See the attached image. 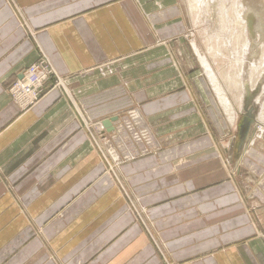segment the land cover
Listing matches in <instances>:
<instances>
[{
	"label": "crops",
	"instance_id": "obj_1",
	"mask_svg": "<svg viewBox=\"0 0 264 264\" xmlns=\"http://www.w3.org/2000/svg\"><path fill=\"white\" fill-rule=\"evenodd\" d=\"M172 1L0 0V264H264V132L240 180L169 55ZM41 60L23 110L10 87Z\"/></svg>",
	"mask_w": 264,
	"mask_h": 264
},
{
	"label": "rangeland",
	"instance_id": "obj_2",
	"mask_svg": "<svg viewBox=\"0 0 264 264\" xmlns=\"http://www.w3.org/2000/svg\"><path fill=\"white\" fill-rule=\"evenodd\" d=\"M198 1L201 2V0H173L172 1V3H174L175 7H177V9L180 11L179 19H182L185 23V26H186V31H184L183 34L180 36V38L182 37L183 44L185 46V50H183L185 59L182 55V52L179 50V48L175 44L177 39H179L176 37L173 40V43H174L173 51L169 55L171 58H173L172 60H173V62L176 63L175 64L176 66H177L178 61H180L181 63L183 62V64H184V65L182 64L184 66L183 71L186 75V76H183L184 82L186 83L184 85L189 87V91H190L193 99L195 100V102L200 107L201 111L208 115V107L205 104V97L202 93V91H205L207 93V97L210 96V98L214 101L213 106H214V108H217V110L219 111L225 127L227 129L229 128L228 132L223 133V136H222L223 140L222 141H223V144H226L228 146L231 143V147H230L231 153L228 155V158H230V160H231L232 171L234 170L233 172L235 174L238 172V178H240V180L243 177H241L239 175H240V173H243V174H246V177L248 176V179L249 178L254 179L253 184H256L257 182H255V179L260 178L262 175L260 176V172L259 173L255 172L254 174H252L251 173L252 171L250 168H248V169L243 168V167L239 168V166L237 165L238 160L236 158L237 157L236 154H237V148L239 145V125H240L242 119L244 118V116L248 115L250 118L253 117L254 121H256V122L252 123V126H251L252 129H254V126L258 125L259 122L262 121L260 114H262L261 110H262V107L264 106V73L260 75V78L258 80L259 81L258 85L254 89L251 86V82H249L248 91H251L254 95H253V98L250 99V102L248 105H247V101L249 100L250 95H249V97H247V95L245 97V95H244L243 102H241L240 101V99L242 98V97H240L241 92L238 95L237 90L236 89L234 90V87H236V85L239 86L238 81L241 78L239 76H241V74H242L241 71L244 69L243 68L244 64L249 65V64L257 62L260 65L261 61H263L264 58L261 59L263 46L260 43L264 42V39L262 38L261 41H259V38H257V40H258L257 42H259V45H257L254 48H251L250 53L246 54L247 58L244 61V64H243V61L241 59H239V53L245 49V46L241 42H238L236 44V42L234 40L235 39L234 36L232 38L233 44H231V46L233 45L232 49L230 46L227 48L225 46L226 44L222 45V47H221L222 49L224 48L223 49L225 52L224 54L227 56L223 57L222 59H219V60L218 59L214 60L215 58L213 57V50H214L213 46H215L216 42H219V41H216L215 39L221 30L220 25H219V24H221L220 23L221 16L219 15V12H218L219 6H217L219 4V2L217 0H215V2H213L214 8H215L214 13H213V15L207 16L203 12L204 11V3L199 2L197 4ZM223 1L227 2L226 5H228V7L229 6L232 7L231 0L230 1L229 0H223ZM240 1L247 4V5H249V3H250V5H252V6L256 5L258 7H261L260 4H264V0H240ZM195 2H196V5H195ZM257 4H259V5H257ZM191 5H194L193 6L194 8ZM191 9H193V11L194 10L195 11L193 12ZM201 13H203L202 17L200 15ZM233 15L234 14H232V11H230V16L227 17L228 23H229L230 19L232 21L231 16H233ZM212 34H213V36H212ZM226 43H228V41ZM195 45H196L197 49L199 50V52L202 55L206 56L210 60L211 64L214 66V69L216 70V72L219 76V79H220L222 85L224 86V88H226V91L229 94V97L231 98L232 102L234 103V107H235L236 111L238 112L237 119H236V125H232L230 123V121H228V114L226 113V110L224 109L223 103L220 101V99L218 97L219 95L217 96L218 93L214 89L213 84L210 81V78L208 77V73L206 72V69L201 62L200 55L197 52ZM240 45H242V46H240ZM241 47H242V49H241ZM229 49L231 50V53H230ZM235 50H236V52H235ZM181 60H185V61H181ZM259 61H260V63H259ZM186 62H187L188 67H186ZM250 62H252V63H250ZM237 65H239V66H237ZM178 67L181 70V64H179ZM179 68H177V69H179ZM253 70H255L253 72V74L257 75L260 68H257V69L254 68ZM187 71H188V76H189L188 80L186 79ZM237 73H239V74H237ZM247 80L248 79H246V81ZM230 87L233 89H231ZM261 96H263V100H262ZM206 100L209 101V103H211V101L208 98ZM241 103L243 105H241ZM251 105H253V106H251ZM259 142L261 144H264V137L258 136L257 137V143H259ZM254 147H258V145H255ZM259 153L262 154V157L264 159V149H262L261 152H259ZM250 157H253V156H250ZM253 161L255 162L256 158H253ZM237 166H238V169L236 170ZM247 199L249 202L251 201V204L253 206V208H252L254 211L253 215H255V217L258 218V214L257 213L255 214V212L258 210L257 209L258 208L257 196L255 195V193H252V195L249 194V197L247 196Z\"/></svg>",
	"mask_w": 264,
	"mask_h": 264
},
{
	"label": "bare ground",
	"instance_id": "obj_3",
	"mask_svg": "<svg viewBox=\"0 0 264 264\" xmlns=\"http://www.w3.org/2000/svg\"><path fill=\"white\" fill-rule=\"evenodd\" d=\"M217 1L219 2V4L217 5V6H219L218 7V12H219V15L221 16V18H220V23L221 24H219L221 30H220V33H218V35L216 36V39H215L216 41H219V42H216L215 46L212 45L213 49H214L213 50V57L215 58L214 60H216V59L219 60V59H222L223 57L227 56V55L224 54L225 53L224 50H223L224 48L222 49L221 47H222V45L226 44L225 46L227 48L230 46L231 49H232L233 45L231 46V44H233L232 43V38L234 36L235 37L234 40H235L236 44L238 42H241L245 46V49L242 50L239 53V59H241L243 61V64H244V61L247 58L246 54L250 53L251 48H254L257 45H259V42H257L258 41L257 38H259V41H261L262 38L264 39V4H260L261 7H258L256 5L255 6L250 5V3H249V5H247V4L243 3V2H241L240 0H231L232 7H230V6L228 7V5H226L227 4L226 1H223V0H217ZM199 2L200 1H198L197 4ZM201 2L204 3V11H203L204 14H206L207 16L213 15L214 10H215L213 2H215V0H201ZM195 5H196V2H195ZM257 5H259V4H257ZM191 6L193 7L194 5H191ZM191 10L193 11V9H191ZM230 11H232V14H234V15L231 16L232 21L229 18L230 21L228 23L227 22V17L230 16ZM200 15L202 17L203 13H201ZM212 36H213V34H212ZM227 41H228V43H226ZM260 44L263 46L262 47L263 48V50H262V58H261V59H263L264 58V42H261ZM240 46H242V45H240ZM195 48H196L197 52L200 55L201 62L203 64V66L205 67L206 72L208 73V77L210 78V81L212 82L214 89L218 93L217 96L219 95L218 97H219L220 101L224 105V109L226 110V113L228 114V121H230V123L232 125H236V119H237L238 112L236 111V109L234 107V103L232 102L231 98L229 97V94L227 93L226 88H224V86L222 85V83H221V81L219 79V76H218L216 70L214 69V66L211 64L210 60L206 56L202 55L199 52V50L197 49L196 45H195ZM241 49H242V47H241ZM235 52H236V50H235ZM230 53H231V50H230ZM250 63H252V62H250ZM256 63H252V64H249V65L248 64H244L245 67L243 66L244 69L241 71L242 74L240 73L241 76H239V77H241L239 79V81H238L239 86L236 85V87H234V90L235 89L237 90L238 95L241 92V94H240V97H242L240 99L241 102H243L244 95H245V97H246V95H247V97H249V95H250V98L247 101V105L249 104L250 99L253 98V95H254L251 91H248L249 82H251V86L254 89L258 85V82H259L258 80L260 78V75L264 73V59H263V61H261V63L259 61L260 65L258 63L257 64ZM237 66H239V65H237ZM254 68L255 69L260 68V70L257 73V75L253 74V72L255 71V70H253ZM237 74H239V73H237ZM246 79H248L249 81L248 80L246 81ZM231 89H233V88H231ZM261 97H262V100H263V96H261ZM241 105H243V104L241 103ZM251 106H253V105H251ZM261 111H262V114H260V117H261L262 121L259 122L258 125H255L254 129H252L251 126H252V123L256 122V121H254L253 117L250 118L248 115L244 116V118L242 119V121H241V123L239 125V147H238V149L240 150L241 155L245 151L246 147L250 144V142H252L251 140L256 135L258 136V131L261 130V132H264V106L262 107ZM241 136L243 137V139H242Z\"/></svg>",
	"mask_w": 264,
	"mask_h": 264
},
{
	"label": "built area",
	"instance_id": "obj_4",
	"mask_svg": "<svg viewBox=\"0 0 264 264\" xmlns=\"http://www.w3.org/2000/svg\"><path fill=\"white\" fill-rule=\"evenodd\" d=\"M51 72L47 63L41 60L26 71L22 80L12 84L10 92L21 109L31 108L43 96L44 83L51 77Z\"/></svg>",
	"mask_w": 264,
	"mask_h": 264
},
{
	"label": "water",
	"instance_id": "obj_5",
	"mask_svg": "<svg viewBox=\"0 0 264 264\" xmlns=\"http://www.w3.org/2000/svg\"><path fill=\"white\" fill-rule=\"evenodd\" d=\"M115 121V118H107L106 120H104L103 121V125H104V127L107 129V130H109V131H111L112 129H113V122ZM242 137V136H241ZM242 139H243V137H242Z\"/></svg>",
	"mask_w": 264,
	"mask_h": 264
}]
</instances>
